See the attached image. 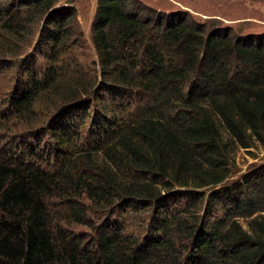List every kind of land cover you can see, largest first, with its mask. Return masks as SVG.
Returning <instances> with one entry per match:
<instances>
[{"label":"trees","instance_id":"1","mask_svg":"<svg viewBox=\"0 0 264 264\" xmlns=\"http://www.w3.org/2000/svg\"><path fill=\"white\" fill-rule=\"evenodd\" d=\"M10 5L3 58L41 27L5 101L26 131L0 149V264H264V163L231 181L264 146V33L98 0L92 69L74 7Z\"/></svg>","mask_w":264,"mask_h":264},{"label":"rangeland","instance_id":"2","mask_svg":"<svg viewBox=\"0 0 264 264\" xmlns=\"http://www.w3.org/2000/svg\"><path fill=\"white\" fill-rule=\"evenodd\" d=\"M17 0H15L16 2ZM146 7H150L156 10L166 12H176L183 10L189 12L193 18L200 24H205L211 28H228L230 27L234 34L245 35L249 34H261L264 33V0H139ZM11 3L13 0H0V14L2 10H11ZM98 0H56V6H72L76 11V20L78 28L82 33V40L85 42V48L82 53L84 56L85 63L92 69L97 68L98 65H94L93 62H97L96 52L92 42L91 26L95 17ZM5 6V7H4ZM2 9V10H1ZM17 14L22 11L17 8ZM13 13V12H12ZM8 13H5L7 17ZM12 15V14H11ZM7 17L6 19H8ZM244 22L236 23V20L244 19ZM18 20V19H17ZM41 24H37L32 27L30 32L29 45L26 44L23 49L18 53V56L11 58V55H0V111H4V114L0 113V149H6V155L9 157H16L23 155L21 147L19 150L16 146V141L19 140L25 133V125L19 120L16 121L13 117L9 118L8 111H6L5 101L9 93L13 90L16 85V79L20 74L17 69L18 60L28 58L31 62L35 56V40L38 37ZM0 28L1 25H0ZM0 36V44L4 42ZM25 48V49H24ZM3 56V57H2ZM42 63L41 60H38ZM11 67V68H10ZM24 119V118H23ZM47 120L46 115L37 114L35 126L39 127L41 122ZM16 121V122H15ZM18 122V123H17ZM25 135V134H24ZM23 135V136H24ZM238 148L232 158V177L231 181H237L241 175L249 173L254 170L257 166L264 163V146L260 143L256 144L249 151ZM20 152V153H18ZM18 153V154H17ZM27 153H24V158ZM28 155V154H27ZM20 157V156H18ZM14 161V160H12ZM92 161H95L97 165L106 166L105 159L102 156V152L94 153ZM264 190V184L259 190L256 191L255 195L258 197ZM85 203H87L85 201ZM88 204V203H87ZM91 217V215H90ZM93 223H97L95 216H93ZM241 223L245 225V220L241 219ZM76 233L81 232L88 236L89 239L93 236L94 232L84 226L74 225L71 227Z\"/></svg>","mask_w":264,"mask_h":264},{"label":"crops","instance_id":"3","mask_svg":"<svg viewBox=\"0 0 264 264\" xmlns=\"http://www.w3.org/2000/svg\"><path fill=\"white\" fill-rule=\"evenodd\" d=\"M246 20H253V21H255L254 19L248 18V19H244V20H236V23L239 24L240 21H241V22H244V21H246Z\"/></svg>","mask_w":264,"mask_h":264}]
</instances>
